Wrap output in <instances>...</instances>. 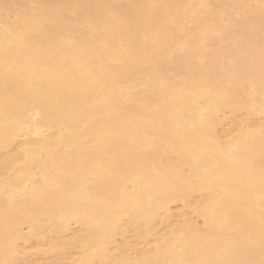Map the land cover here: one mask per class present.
Returning a JSON list of instances; mask_svg holds the SVG:
<instances>
[{
    "label": "bare ground",
    "instance_id": "6f19581e",
    "mask_svg": "<svg viewBox=\"0 0 264 264\" xmlns=\"http://www.w3.org/2000/svg\"><path fill=\"white\" fill-rule=\"evenodd\" d=\"M0 264H264V0H0Z\"/></svg>",
    "mask_w": 264,
    "mask_h": 264
},
{
    "label": "rangeland",
    "instance_id": "374dc122",
    "mask_svg": "<svg viewBox=\"0 0 264 264\" xmlns=\"http://www.w3.org/2000/svg\"><path fill=\"white\" fill-rule=\"evenodd\" d=\"M223 125H225V124H223ZM225 126H226V125H225ZM225 126H224V128L227 127V126H226V127H225ZM227 128H229V127H227ZM227 128H226V130H227ZM221 130H223V127H221ZM223 131H224V130H223ZM195 200H198V199H195ZM174 207H175V205H174L172 208L174 209ZM178 207H179V206L176 205V208H178ZM173 209H172V210H173ZM179 209L181 210V208H179ZM179 209H178V210L175 209L176 211L174 210V213H180V212H179ZM178 215H180V214H178ZM178 215H176L177 218L179 217ZM176 217L174 218V221L176 220ZM163 227H165V226L162 225L160 228L162 229ZM72 228H73V227H72ZM77 228H78V227H75V228H73V230L75 231ZM33 242L35 243V240H34ZM34 243H33V245H32V243H31V247L34 246ZM22 245H24V244H22ZM25 246H26V245H24V247H25ZM27 247H30V246H27ZM27 247H26V248H27ZM31 247H30L29 250H27V252L29 251L28 253H30V254L32 253V254H33V252H36V250H35V249L32 250ZM26 248H25V249H26ZM27 249H28V248H27ZM30 250L33 251V252H31ZM38 253H39V252H37L36 255H35V253H34L33 255L31 254L30 258H32V260H33V259L38 260L39 257H40L39 255H42L41 258H42V257H46V256H43V255H44L43 253L37 255ZM34 255H35V256H34ZM28 256H29V255H28ZM33 256H34V258H33ZM49 257H50V256H48V258L46 257L45 260H44V258H43V259H40V260H41V261L44 260L43 262H45L46 260L48 261ZM51 259H52V257H50V260H51ZM28 260H29V258H28ZM50 260H49L48 262H50ZM30 261H31V260H30ZM47 261H46V263H47ZM31 262H35V260H33V261H31Z\"/></svg>",
    "mask_w": 264,
    "mask_h": 264
}]
</instances>
